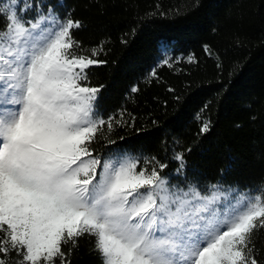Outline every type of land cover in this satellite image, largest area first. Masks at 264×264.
<instances>
[{"label":"snow or ice","instance_id":"1","mask_svg":"<svg viewBox=\"0 0 264 264\" xmlns=\"http://www.w3.org/2000/svg\"><path fill=\"white\" fill-rule=\"evenodd\" d=\"M5 11L0 253L10 244L21 264L57 257L65 264L62 244L88 234L102 264H258L249 242L264 229V185L255 192L212 185L204 193L194 184L169 186L156 169L136 172L126 154L101 163L89 150L105 123L94 118L100 89L82 83L99 62L69 55L80 21L51 14L26 27L11 6Z\"/></svg>","mask_w":264,"mask_h":264},{"label":"trees","instance_id":"2","mask_svg":"<svg viewBox=\"0 0 264 264\" xmlns=\"http://www.w3.org/2000/svg\"><path fill=\"white\" fill-rule=\"evenodd\" d=\"M49 8L81 23L69 55L99 62L82 83L100 89L94 118L105 123L89 150L101 163L126 154L136 172L156 169L169 186L204 193L264 185V0H49L43 13ZM17 14L26 27L40 19L36 10ZM7 247L0 259L21 264ZM249 248L264 264V229L253 231ZM62 251L65 264H102L88 234Z\"/></svg>","mask_w":264,"mask_h":264},{"label":"rangeland","instance_id":"3","mask_svg":"<svg viewBox=\"0 0 264 264\" xmlns=\"http://www.w3.org/2000/svg\"><path fill=\"white\" fill-rule=\"evenodd\" d=\"M48 1L49 0H16L15 3H12V0H9L8 4H9V6H11V9L13 11L20 10L22 13H25V12L31 11V10H36L38 15H40V18H41V16H50L51 14H55V16H57L56 13L53 11V9H52V13H49V10L47 12L43 13L42 6L44 4H46ZM26 5H32V7L27 8V10H25ZM38 22L41 23V20L39 19ZM38 22H36V23H38ZM47 24H48L47 21L42 23L41 24V28L46 27ZM166 47H167L166 44L162 45V49L164 50L163 54L166 57L165 59L168 61L171 58L172 55H170L171 52H167L166 51Z\"/></svg>","mask_w":264,"mask_h":264},{"label":"water","instance_id":"4","mask_svg":"<svg viewBox=\"0 0 264 264\" xmlns=\"http://www.w3.org/2000/svg\"><path fill=\"white\" fill-rule=\"evenodd\" d=\"M95 65H97V64H94L93 66H95Z\"/></svg>","mask_w":264,"mask_h":264},{"label":"bare ground","instance_id":"5","mask_svg":"<svg viewBox=\"0 0 264 264\" xmlns=\"http://www.w3.org/2000/svg\"><path fill=\"white\" fill-rule=\"evenodd\" d=\"M38 23H40V22H38Z\"/></svg>","mask_w":264,"mask_h":264}]
</instances>
